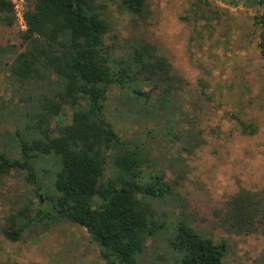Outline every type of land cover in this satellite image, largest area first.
Masks as SVG:
<instances>
[{"label":"trees","instance_id":"obj_1","mask_svg":"<svg viewBox=\"0 0 264 264\" xmlns=\"http://www.w3.org/2000/svg\"><path fill=\"white\" fill-rule=\"evenodd\" d=\"M121 6L137 19L150 17L149 0H121ZM106 14L105 0H27L21 45H0V75L18 86L0 102V123H21L4 134L9 148L0 150V182L24 172L38 199L37 208L30 201L14 208L2 234L16 243L32 227L67 221L86 229L105 264H139L148 241L171 228L168 245L177 264H224L226 242L214 243L186 221L171 226L161 218L156 204L173 195V186L147 172L137 139L124 141L107 128V102L117 88L120 105L142 121L158 122L160 137L189 154L205 144L196 120L181 127L189 116L179 105L185 82L169 58L146 41L108 46ZM252 21L264 69V13ZM0 24L17 25L11 0H0ZM66 107L71 123L53 128ZM237 123L244 134L256 133L251 124ZM49 161L57 168L55 194L44 193L47 208L39 174L48 173L40 166ZM214 215L228 233L264 235V191L240 189Z\"/></svg>","mask_w":264,"mask_h":264},{"label":"rangeland","instance_id":"obj_2","mask_svg":"<svg viewBox=\"0 0 264 264\" xmlns=\"http://www.w3.org/2000/svg\"><path fill=\"white\" fill-rule=\"evenodd\" d=\"M105 1L110 25L106 44L157 45L185 82L179 105L189 116L181 127L189 129L190 120H196L205 138V144L189 154L182 144L160 137L158 122L129 115L120 105L119 89L110 92L107 125L124 141L137 139L147 172L161 175L173 186V195L156 204L161 218L171 226L186 221L214 243L226 242L224 264H264L263 234L228 233L214 215L240 189L264 191V69L252 21L264 13V5L253 0H149L150 17L140 20L122 8L121 0ZM22 30L18 22L14 28L0 24V45L20 46ZM17 89L7 75H0V102L9 100ZM72 113L66 107L52 127L69 125ZM237 119L251 124L256 133L244 134ZM18 124L0 123V150L9 148L4 134ZM41 164L48 173L39 174L40 198L48 208L44 193L55 194L51 178L57 165ZM33 189L24 172H12L0 182V264H105L86 229L67 221L32 227L16 243L3 236L6 217L14 208L25 201L38 207ZM170 232L171 228L148 241L139 264H177L168 245Z\"/></svg>","mask_w":264,"mask_h":264},{"label":"built area","instance_id":"obj_3","mask_svg":"<svg viewBox=\"0 0 264 264\" xmlns=\"http://www.w3.org/2000/svg\"><path fill=\"white\" fill-rule=\"evenodd\" d=\"M11 1L14 5L16 21L21 26V29L25 30L26 24H25V17H24V12H25L24 0H11Z\"/></svg>","mask_w":264,"mask_h":264},{"label":"water","instance_id":"obj_4","mask_svg":"<svg viewBox=\"0 0 264 264\" xmlns=\"http://www.w3.org/2000/svg\"><path fill=\"white\" fill-rule=\"evenodd\" d=\"M107 128H108V129H110V126H109V125H107Z\"/></svg>","mask_w":264,"mask_h":264}]
</instances>
